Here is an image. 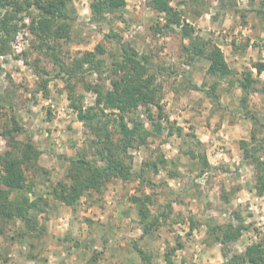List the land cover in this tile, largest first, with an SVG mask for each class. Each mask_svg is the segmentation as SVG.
Listing matches in <instances>:
<instances>
[{
	"label": "rangeland",
	"instance_id": "374dc122",
	"mask_svg": "<svg viewBox=\"0 0 264 264\" xmlns=\"http://www.w3.org/2000/svg\"><path fill=\"white\" fill-rule=\"evenodd\" d=\"M93 1H69L73 24L68 38L40 40L25 27L10 50L0 53V154L10 149L1 134L12 128L14 116L23 128L15 140H31L40 151L39 169H25L32 186L29 198L47 202L37 228L0 219V264H91V258L97 264H143L138 250L151 264H169L166 258L171 264H226L264 237V190L256 187L255 168L242 146L246 142L250 151L261 149L264 162V74L258 76L252 68L264 62V0H170L195 35L221 49L233 72L228 79L206 74L208 62L190 56L185 49L189 41L179 29L158 33L154 28L164 18L148 0H126L125 7L100 21L92 17ZM118 41L154 66L161 85L162 130H153L144 107L137 109L131 116L142 120L151 135L145 145L128 150L134 177L113 179L116 184H107L102 196L90 193L69 207L48 192L59 181L70 182L64 158L92 159L93 135L73 106H94L96 95L88 85L109 88L111 74L105 68L120 55ZM97 45L105 49L98 57L104 60L102 72L72 71L74 60ZM248 70L258 81L256 91L240 88ZM213 84L218 98L196 89ZM150 109L158 120L157 108ZM100 117L94 124L101 127L110 120L112 143L118 144L114 116L106 110ZM144 195L152 202L146 204L151 214H165L149 235L142 234L131 201ZM229 223L246 229L223 245L211 228Z\"/></svg>",
	"mask_w": 264,
	"mask_h": 264
},
{
	"label": "trees",
	"instance_id": "16d2710c",
	"mask_svg": "<svg viewBox=\"0 0 264 264\" xmlns=\"http://www.w3.org/2000/svg\"><path fill=\"white\" fill-rule=\"evenodd\" d=\"M70 0H0V53L10 50V43L19 30L27 28L28 31L39 38L66 39L72 28ZM149 7L157 14L163 15L164 23L154 29L158 33L171 32L179 29L181 38L188 40L185 49L192 58H203L208 62L206 74L217 79H228L232 75L223 52L210 39L195 35L194 28L182 21L180 14L171 6L170 0H148ZM126 6V0H94L91 5V14L94 20L100 21L105 14H112ZM34 10L37 11L34 14ZM29 19V24L25 20ZM113 39L114 36L107 35ZM120 55L114 57L110 67L109 88L103 85L90 84L88 91L95 95V104L85 110L80 106H73L80 121L90 128L93 138L89 140L92 159L83 156L66 157L68 162L67 178L69 183L59 181L52 186L48 195L62 204L76 206L81 197L90 193L102 196L106 185L113 179L129 181L134 177L132 161L128 150L146 144L151 135L142 120L136 119L134 112L140 107L147 111V118L152 122L153 130L160 132L162 124L159 122L163 114L161 106V85L156 83L154 66L150 60L140 55L134 48L121 44ZM49 48V47H48ZM105 54L102 45H97L93 52H85L81 58L75 59L72 71L84 70L100 74L104 60L98 58ZM258 76L264 74V62H258L252 67ZM258 81L252 77L248 70L243 74L240 88L245 91H256ZM46 87V82L43 84ZM216 84L209 88L206 85L196 86L198 91L204 92L209 98L217 97ZM264 93V84L262 86ZM246 98H243V101ZM0 103L2 100L0 98ZM158 110V117L151 114V107ZM12 110V108H10ZM108 110L114 116L111 120L116 133L120 136L118 144L112 143V132L109 130L110 120L101 127L96 126L101 121V115ZM165 117V115H163ZM166 118V117H165ZM12 128L6 129L1 135L9 142L10 149L0 154V219H12L22 222L27 228L38 227V216L42 215L47 202L39 197L30 200L32 186L28 184L25 169L38 168L40 151L31 140L18 143L15 135L22 133L23 128L13 116ZM95 123V124H94ZM253 139V138H252ZM246 161L255 168L256 187L264 190V162L259 153L261 149H247L246 142L242 144ZM164 160L161 158L160 163ZM101 163V164H99ZM205 166H207L204 161ZM29 165V167H28ZM26 167V168H25ZM157 171V164H153ZM13 196V198H12ZM90 197V196H88ZM131 201L137 205L140 223L143 226L142 234L149 235L156 229L165 214H151L147 203H152L148 196H134ZM242 225V224H241ZM234 226L232 223L212 226V232L217 242L226 245L236 241L246 228L242 225ZM44 232L47 230L44 229ZM138 253L143 264H151L150 258L142 251ZM91 264H97L96 258H91ZM166 261L171 264L170 259ZM264 264V237L256 243L249 245L242 254L229 258L226 264Z\"/></svg>",
	"mask_w": 264,
	"mask_h": 264
},
{
	"label": "crops",
	"instance_id": "0c3cea01",
	"mask_svg": "<svg viewBox=\"0 0 264 264\" xmlns=\"http://www.w3.org/2000/svg\"><path fill=\"white\" fill-rule=\"evenodd\" d=\"M116 182H117V180H113V181H111L110 183H108V185L111 186L112 183H115V184H116ZM111 187H112V186H111ZM108 188H109V187H108ZM118 192H120V190L115 191L113 194H114V195H118V194H117Z\"/></svg>",
	"mask_w": 264,
	"mask_h": 264
}]
</instances>
